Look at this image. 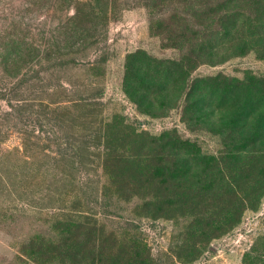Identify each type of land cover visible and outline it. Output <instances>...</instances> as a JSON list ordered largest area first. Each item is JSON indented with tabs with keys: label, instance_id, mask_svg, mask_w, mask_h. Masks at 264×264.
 I'll use <instances>...</instances> for the list:
<instances>
[{
	"label": "rangeland",
	"instance_id": "1",
	"mask_svg": "<svg viewBox=\"0 0 264 264\" xmlns=\"http://www.w3.org/2000/svg\"><path fill=\"white\" fill-rule=\"evenodd\" d=\"M158 8L181 6L151 15L143 0H0V264H248L255 243L264 252V194L226 212L202 190L218 135L167 104L176 87L128 80L133 53L179 54L165 15L150 26ZM246 68L264 73V60L248 50L190 75ZM164 131L196 153L166 152ZM160 133L165 153L145 155L138 143ZM193 159L199 173L170 183Z\"/></svg>",
	"mask_w": 264,
	"mask_h": 264
},
{
	"label": "trees",
	"instance_id": "2",
	"mask_svg": "<svg viewBox=\"0 0 264 264\" xmlns=\"http://www.w3.org/2000/svg\"><path fill=\"white\" fill-rule=\"evenodd\" d=\"M166 3L180 5L181 9L166 12L158 8L159 17L154 15L150 26L156 20L164 19L165 15L170 24V29L167 26L170 30L168 37L173 39L172 47L178 49L179 54L157 57L144 51L139 55L133 53L125 64L132 74L128 80L132 87L149 92L157 86L158 80L165 88L176 87L167 104L180 106L182 120L190 128L205 123L207 130L218 135V153L211 155L210 165L200 166L208 177L202 190L210 196H219L225 202L226 212L252 207L264 194V73L247 68L240 75L221 71L194 76L190 73L200 63L215 64L248 50H254L264 60V0H143L151 15L157 5ZM186 6L190 9L187 10ZM91 14L94 11L90 17ZM74 17L75 20L78 18V12ZM91 21L87 18L82 23L88 26ZM142 68L143 77L139 75ZM163 133L172 140L166 152L172 150L174 155L196 153L191 148L194 143L179 139L175 132ZM144 139L138 145L146 147L145 155L149 156L151 151L165 153L162 148L154 147L156 141L162 139V133ZM184 162L185 169L169 174L170 183L178 186L182 176L199 173L189 172L199 165L195 159L188 167ZM176 165L181 167V164ZM165 168V165L161 166V169ZM184 182H181V190L201 191L192 186V182ZM232 220L233 217H229L227 222L232 223ZM262 250L255 243L245 252V261L264 264Z\"/></svg>",
	"mask_w": 264,
	"mask_h": 264
}]
</instances>
